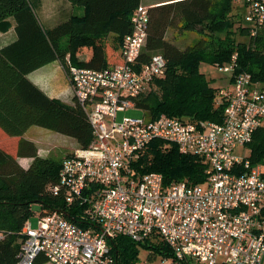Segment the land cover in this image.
Returning a JSON list of instances; mask_svg holds the SVG:
<instances>
[{
    "label": "built area",
    "instance_id": "2783aa9c",
    "mask_svg": "<svg viewBox=\"0 0 264 264\" xmlns=\"http://www.w3.org/2000/svg\"><path fill=\"white\" fill-rule=\"evenodd\" d=\"M241 5L254 35L264 28V0H231ZM131 31L122 38L120 61L102 68L77 67L69 54L60 62L74 100L93 128L87 147H76L61 161L54 194L68 205L80 203L87 226L59 212L24 222L17 264H33L43 255L52 264H116L109 243L116 236L143 241L154 234L172 249L157 264H264V173L244 150L264 124V87L239 73L230 88H221L216 104L226 105L220 122L188 121L160 114L149 119L123 116L135 98L164 74L165 58L155 54L140 64L149 6L131 14ZM235 54L232 55V60ZM230 73L232 63L216 66ZM153 139L173 143L179 151L205 163L203 183L184 180L164 184L159 172L138 175L131 167Z\"/></svg>",
    "mask_w": 264,
    "mask_h": 264
},
{
    "label": "trees",
    "instance_id": "16d2710c",
    "mask_svg": "<svg viewBox=\"0 0 264 264\" xmlns=\"http://www.w3.org/2000/svg\"><path fill=\"white\" fill-rule=\"evenodd\" d=\"M82 13H71L50 26L40 23L30 0H0V22L14 21L16 39L0 47V264H17L24 222L40 215L59 212L69 220L87 226L84 206L68 205L62 193L54 194L62 160L38 154L36 144L24 137L30 126H40L75 139L77 147H87L93 128L85 110L50 98L26 76L35 68L69 54L77 67L102 68L120 61L122 38L131 31V14L142 0H66ZM231 0H173L149 6L147 37L138 62L152 55L165 58L162 76L153 79L149 90L135 98V108L153 119L160 114L188 121L220 122L226 99L217 105L221 88H230L241 72L264 87V28L254 35ZM233 9L235 11H233ZM178 19L183 30L197 31L203 37L184 46L171 41L167 30ZM112 34V38L108 37ZM84 58H80L84 55ZM235 59L232 60V55ZM232 63L224 83L212 85L200 66ZM224 84V85H223ZM244 156L264 170V124L253 133ZM18 157H30L22 166ZM131 167L138 175L155 171L164 184L184 180L203 183L205 163L198 156L179 151L173 143L153 139L141 151ZM264 173V171H262ZM37 206V210L33 209ZM116 264H137L139 247L148 251L149 259L173 257L172 249L157 235L143 241L118 235L111 239ZM47 259L41 254L33 264ZM184 264H201L184 260Z\"/></svg>",
    "mask_w": 264,
    "mask_h": 264
},
{
    "label": "crops",
    "instance_id": "0c3cea01",
    "mask_svg": "<svg viewBox=\"0 0 264 264\" xmlns=\"http://www.w3.org/2000/svg\"><path fill=\"white\" fill-rule=\"evenodd\" d=\"M173 0H147L145 2L141 1L145 5H160L167 3ZM39 3L40 14H37L34 6H32L34 14L36 15L40 23H50L54 24L60 19L68 17L71 13H82V8L78 6H71V4L66 0H37ZM37 3V4H38ZM44 25V24H43ZM108 37L111 39L112 34H109ZM16 39V32L14 30V21L7 18L4 21L0 22V47ZM81 59L84 56L80 57ZM28 79L36 85L44 94L50 98L59 99L65 103L73 104V92L72 87L67 76L66 71L63 69L60 60L55 59L50 62H47L34 70L28 72L26 75ZM36 126H30L24 132V137L30 140H33L37 146L38 154L41 156L46 155L45 149L39 146V141L32 139L29 136L30 130ZM41 128V127H37ZM45 151V152H44ZM30 157H18L19 163L26 167L31 162ZM43 264V263H41Z\"/></svg>",
    "mask_w": 264,
    "mask_h": 264
},
{
    "label": "rangeland",
    "instance_id": "374dc122",
    "mask_svg": "<svg viewBox=\"0 0 264 264\" xmlns=\"http://www.w3.org/2000/svg\"><path fill=\"white\" fill-rule=\"evenodd\" d=\"M32 6H34L35 11L37 14H40L39 9V3L37 0H30ZM143 2L147 0H142ZM38 3V4H37ZM238 8V5L235 6ZM233 11H235L233 9ZM240 11L243 14V8H240ZM44 26H50V23H42ZM167 37L171 38V41H174L182 46L192 44L199 40L203 35H201L197 31H188L183 30L181 28V24L179 23L178 19H175L171 26L167 30ZM85 57L84 55H81ZM200 70L203 71L206 74L207 78H213L211 81L212 85H220L224 83V75L217 71V69L214 66H211L209 64H202L200 66ZM224 85V84H223ZM152 89V87H150ZM123 116H135V117H142L144 116V112L140 109L131 108L127 110H121L118 111L116 114V119L119 120ZM40 126H36L29 132V136H31L32 139H36L39 141V146L45 149L46 155L48 157H51L55 160H62L65 156L70 154L78 145L75 139H73L70 136L58 133L56 131L49 130L47 128H37ZM33 141V140H32ZM34 142V141H33ZM35 143V142H34ZM44 151V152H45ZM248 151L245 149L244 154H247ZM33 209L37 210V206L33 205ZM33 224L35 223V218L32 219ZM160 260V257L158 256L156 259H149L148 258V251L144 247H139V253H138V259L137 264H157ZM43 264H52L50 261H46ZM203 264V263H201Z\"/></svg>",
    "mask_w": 264,
    "mask_h": 264
}]
</instances>
